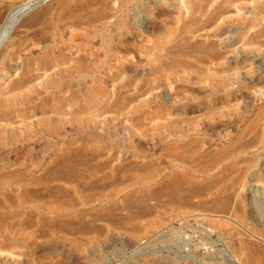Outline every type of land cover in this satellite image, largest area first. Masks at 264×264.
<instances>
[{"label":"rangeland","instance_id":"1","mask_svg":"<svg viewBox=\"0 0 264 264\" xmlns=\"http://www.w3.org/2000/svg\"><path fill=\"white\" fill-rule=\"evenodd\" d=\"M2 1L19 11L31 0ZM61 1L43 0L15 26L8 61L39 77L34 84L70 70L26 104L13 100L27 90L23 72L2 77L0 99L14 102L0 108V125L27 113L32 126L0 135V166L17 160L39 178L30 158L71 143L96 155L78 169L86 178L0 191V264H244L242 241L264 250V0H118L110 20L81 27L59 21ZM34 17L41 22L28 27ZM172 171L216 182L192 202L226 210L175 209L155 197Z\"/></svg>","mask_w":264,"mask_h":264},{"label":"bare ground","instance_id":"2","mask_svg":"<svg viewBox=\"0 0 264 264\" xmlns=\"http://www.w3.org/2000/svg\"><path fill=\"white\" fill-rule=\"evenodd\" d=\"M42 1L43 0L28 1V3L24 5V8H27V9L23 10V9L18 8L19 11H17V9H16L17 7L14 10L12 5H10L8 2H3L2 0H0V83L2 82V77L11 73L12 70H14L16 72L17 71L23 72L24 76L27 77L26 82L23 83V87H25L27 90L25 91L24 94H22V93L17 94V95H14V97H13L14 101L21 103V104H26L27 102H30L33 99H35V96H40L47 89V87L50 84H52V82H54L53 80L55 79V77H59V76L61 77L63 73L70 70V69H67L65 71H59L60 73L52 74L49 77H47V79L45 81H43L41 84L38 85V84H34L33 82L38 80L39 77H36L32 72L27 71V69L23 68L21 65H19V64L13 65V64L9 63V61H8V57L11 55L10 51L19 46L18 38L21 35L19 33H15V26L18 23V19H21V17L24 14L29 12L32 8L34 9V7L37 6L39 3H41ZM117 1L118 0H65V1L58 2L57 3V11H59V10L63 11L62 14L59 13V15H60L59 21L65 20V21L71 22V23L75 22V24L77 23V25H79L80 27L83 24H85V25L88 24V26H89L91 24L106 22V21L111 19V17H112L111 15L113 14L111 12H108V9L110 8L108 3L112 2L114 4ZM123 1H125L126 3H130V2L137 1V0H123ZM155 6H156V4H155ZM157 10H158V12L161 11V5H157ZM41 18L42 17H34V19H32L33 22H31V23H27V22L25 23L24 22V23L28 27H33V26L36 27L41 22ZM77 25H75V26L77 27ZM122 33H123V31H122ZM65 67H67V66L65 65ZM13 100H10L8 98H1L0 99V108L7 110L10 107L11 102H14ZM86 110L87 111L93 110V103L88 105L86 107ZM82 111H83V107H78L77 109H74V111L71 113L72 118H70V121L73 123H79V118H80L79 114H81ZM25 114H27V113H24V115L22 113V115L20 116V121L16 124L12 122L13 119L10 118V116L6 117L5 124L0 125V135H2V134L13 135L14 133L18 132V130H19L18 128H21L23 130L31 128V126H32L31 125L32 121H30L31 117L30 116L26 117ZM56 115H57V118L55 120L58 123L62 124L63 123V116H64L63 108L58 110ZM89 118L91 119L92 117H89ZM49 121L50 120L41 119V124L47 125ZM13 125L15 127H12ZM94 154L90 153L84 149L82 150L79 147H77L75 144L71 143V144H68L63 149H61L60 151L56 152L54 155H52L48 159L46 157H42L41 160L38 161L34 158H30L29 161L32 163V165L35 166V168H41L44 171V173H42L43 176H41L39 178H35L33 176H30V177L26 176L24 171H29L30 169L28 167H26V166L21 167L22 165H20L17 160L14 162L13 161L9 162L10 161L9 160V161H7V163L5 165L0 166L1 170H7L9 168L11 169V168H14L16 166H19V168H21V169H18V172H16V173L2 172L0 170L2 172V173H0V191H3L7 186H13V185L15 186V185H20V184L26 185V184H36V183L39 184L40 183V184H45V185H51L55 182L67 180V178H66L67 175L68 176L72 175V176L78 177L79 175L82 174V173L79 174V172H78L79 167L84 166L86 164L87 165L85 167H87L88 163L94 159L93 156L96 155V154L95 155ZM220 158H221V155L215 156L212 158V162L215 163ZM107 164L108 163H103V164L98 165V166L95 165L96 168H94V169L102 170V169H104V167ZM90 166H92V165H90ZM3 168H6V169H3ZM87 168L90 169V167H87ZM97 170H95V172L91 171V170L88 171L89 177L91 179L95 178ZM136 170H137V172L141 171V169L139 167ZM142 170H143V168H142ZM84 175L83 176L86 178L87 177L86 174H84ZM241 177H242V175H241ZM70 178H71V176H70ZM70 178H69V181H70ZM224 179H226V178H224ZM98 180H99L98 182H100V179H98ZM236 182L237 181H234L231 184V188L234 190V193L236 194V196H238L237 197L238 198V206L236 209L238 211L237 213L239 214L238 216L241 218H244L246 216V213L248 212L246 210V206L244 204L246 199L243 196V194H238ZM105 183L106 182L104 181V183H102V184H105ZM215 184H217V183L216 182H211V183H207V184L195 183V182H192V179H188L181 172L172 171L170 173V175L167 177V179L165 181H163L158 186L157 190H155L154 193H155V197L158 196L159 198H161L163 196H167V197L169 196V199H170V200L168 199L170 201L169 204H170V206H172V208H175V209H177L179 207V208H191V209L197 210V211H206V210H208L207 207H209L212 210L217 209L220 211H225L227 208V205L226 204H220L219 202L212 203V204H210V206H208L209 204H207L206 201H203L204 198L203 199L201 198L202 200L200 202H197V203L192 202V199L194 197L195 198H196V196H197V198H198V196L203 197V195L206 193V191L212 190L215 187ZM94 185H99V183L98 184L95 183ZM109 186H110V184H109ZM96 188H97V186L95 187V189ZM93 190H94V187H93ZM98 190H99V188H98ZM221 192L223 193V191H221ZM180 193L183 194L184 196L182 195L183 197H181ZM217 194H219V192ZM152 195H154V194L152 193ZM230 198H228V201L230 200ZM168 200L166 201V203L168 202ZM111 209H113V208L112 207H105L103 209L104 210L103 212H108ZM141 213H142V211H138L133 218H137V219L140 218ZM79 219H81V218H79ZM70 222H72V221H70ZM57 223L59 224V222H57ZM57 223H56V225H57ZM67 223H65V225ZM217 224L219 226H224V227L228 226V224H225V223L220 222L218 220H217ZM60 225H62V224H60ZM65 225H64V227H65ZM71 225H73V224H71ZM57 226H59V225H57ZM57 226H55V229ZM69 227H70V225H69ZM69 227H67V228H69ZM44 228H46V227H44ZM51 228H53V227H51ZM57 229H58V227H57ZM62 229H63V227H62ZM11 242H13V241L10 240V243ZM239 255L241 256L242 262L244 264H264V250L261 249V247H259V245L252 244V243H250V241L248 242V240L247 241L244 240L241 242Z\"/></svg>","mask_w":264,"mask_h":264}]
</instances>
